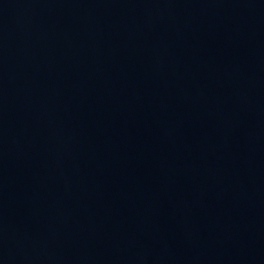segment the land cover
Returning a JSON list of instances; mask_svg holds the SVG:
<instances>
[{
	"label": "water",
	"instance_id": "95a60500",
	"mask_svg": "<svg viewBox=\"0 0 264 264\" xmlns=\"http://www.w3.org/2000/svg\"><path fill=\"white\" fill-rule=\"evenodd\" d=\"M0 264H264V0H0Z\"/></svg>",
	"mask_w": 264,
	"mask_h": 264
}]
</instances>
